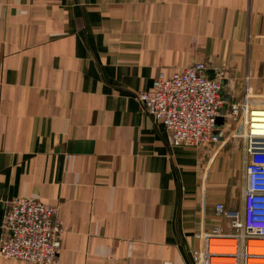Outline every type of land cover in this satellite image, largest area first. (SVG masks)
I'll use <instances>...</instances> for the list:
<instances>
[{"label":"crops","instance_id":"obj_1","mask_svg":"<svg viewBox=\"0 0 264 264\" xmlns=\"http://www.w3.org/2000/svg\"><path fill=\"white\" fill-rule=\"evenodd\" d=\"M197 61L228 101L264 95V0H0V226L14 197L57 206L58 264H191L197 233L233 234L242 124L226 107L218 142L173 146L136 97Z\"/></svg>","mask_w":264,"mask_h":264},{"label":"built area","instance_id":"obj_2","mask_svg":"<svg viewBox=\"0 0 264 264\" xmlns=\"http://www.w3.org/2000/svg\"><path fill=\"white\" fill-rule=\"evenodd\" d=\"M208 64L194 62L182 70L167 74L161 71L150 89L136 93L145 113L165 125L173 146L203 147L220 140L217 119L228 107V115L243 126L246 143L243 208L227 209L223 202L215 205L220 217L230 219L235 232L220 235L197 233L203 248L193 253L191 264H213V258L234 257L236 264L264 258V253H250L249 241L264 238V104L247 91L241 101H228L222 82L208 73ZM64 227L58 207L32 196L7 200L0 226V256L24 260L31 264H58ZM235 238V252L212 251V238ZM171 264V263H165ZM221 264V263H218Z\"/></svg>","mask_w":264,"mask_h":264},{"label":"bare ground","instance_id":"obj_3","mask_svg":"<svg viewBox=\"0 0 264 264\" xmlns=\"http://www.w3.org/2000/svg\"><path fill=\"white\" fill-rule=\"evenodd\" d=\"M217 238H222V237H216V238H212L211 240H210V244H211V249H212V251H221V252H225V249H224V247H222V246H220V245H212V240L213 239H217ZM222 239H235V238H222ZM236 240V239H235ZM259 241V240H264V238H254V239H251L250 241H249V247H251L250 246V244H252V243H254V241ZM237 241V240H236ZM237 244H238V242H237ZM237 244H236V247H235V251L237 250ZM234 251V252H235ZM249 252H250V249H249ZM250 253H252V252H250ZM227 258H234V257H226V258H213V264H218V263H221V264H228L227 262H215L214 260L215 259H227ZM235 259V258H234ZM251 259H264V258H254V257H251L250 259H249V264H250V260ZM235 261H236V259H235ZM235 264H236V262H235Z\"/></svg>","mask_w":264,"mask_h":264},{"label":"rangeland","instance_id":"obj_4","mask_svg":"<svg viewBox=\"0 0 264 264\" xmlns=\"http://www.w3.org/2000/svg\"><path fill=\"white\" fill-rule=\"evenodd\" d=\"M258 99H259V102H260V103L264 104V95H263L262 98H258ZM262 241H264V240H262Z\"/></svg>","mask_w":264,"mask_h":264}]
</instances>
